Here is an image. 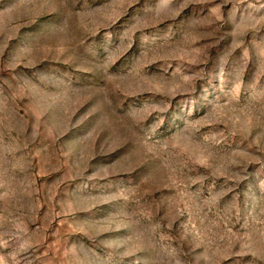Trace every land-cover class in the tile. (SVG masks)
<instances>
[{
	"label": "rangeland",
	"instance_id": "obj_1",
	"mask_svg": "<svg viewBox=\"0 0 264 264\" xmlns=\"http://www.w3.org/2000/svg\"><path fill=\"white\" fill-rule=\"evenodd\" d=\"M0 264H264V0H0Z\"/></svg>",
	"mask_w": 264,
	"mask_h": 264
}]
</instances>
